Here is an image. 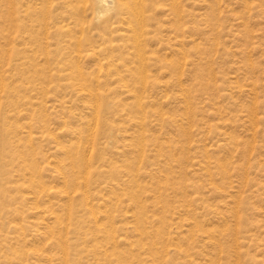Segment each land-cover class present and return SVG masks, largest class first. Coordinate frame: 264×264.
<instances>
[{
    "label": "rangeland",
    "instance_id": "1",
    "mask_svg": "<svg viewBox=\"0 0 264 264\" xmlns=\"http://www.w3.org/2000/svg\"><path fill=\"white\" fill-rule=\"evenodd\" d=\"M137 1L114 0L105 8L100 0H0V71H5L12 95L0 93V149L6 138L3 128H20L25 141L32 132L42 186L59 191L64 184L57 169L72 170L57 153L52 137L69 147L82 132L86 151L93 147L103 157L100 161L94 156L91 171L96 174L89 187L100 225L113 223L119 250L128 254L129 262L209 264L213 257L220 264H264V0H146V15L152 21L144 31L151 64L145 72L128 26V21L135 24L132 11ZM175 7L181 14L179 38L174 32ZM17 11L22 19L17 26L26 27L22 33L10 20ZM7 35L26 39L15 53L1 39ZM178 40L184 43L180 55L174 45ZM158 60L179 62L180 69H156ZM107 62L110 71L99 73V64ZM142 72L149 77L148 86ZM95 94H102L104 102L98 103ZM14 110L24 115L13 118ZM140 124L144 140L137 137L143 132ZM142 142L148 145L144 152ZM218 158L227 159L223 163L227 175L218 170ZM207 163L210 173L201 167ZM112 168L122 173L120 182L110 175ZM5 171L10 174L4 179ZM128 173L135 179L124 185ZM29 181V176L19 178L0 161L1 263L18 250L61 255L35 236L37 231L49 233L55 225L49 220L50 201L37 200ZM138 187L148 189L135 201L140 205L129 200ZM80 188L78 203L85 185ZM185 209H191L192 219L209 221L205 230H216L214 243L220 242L225 253L201 239L196 229L185 234L190 230L188 220L176 213ZM104 210L112 218L104 217ZM236 212L244 217L240 231ZM134 213L156 219L148 230L156 232L144 244L162 239L160 250H169V256L154 259L128 244L140 241L128 218ZM79 216H84L85 224L69 227L63 238L72 264H108L102 255L87 252L96 233L90 215L81 211ZM181 231L189 241L177 242ZM235 239L242 254L238 260ZM176 246L188 254H173Z\"/></svg>",
    "mask_w": 264,
    "mask_h": 264
},
{
    "label": "bare ground",
    "instance_id": "2",
    "mask_svg": "<svg viewBox=\"0 0 264 264\" xmlns=\"http://www.w3.org/2000/svg\"><path fill=\"white\" fill-rule=\"evenodd\" d=\"M100 1H101V5H103L105 8H109V6L114 3L113 2L114 0H100ZM121 6H122L121 8H123V9L126 8L125 5L121 4ZM110 8H113V7H110ZM146 10H147V1L146 0H138L136 5L133 8V11H132V18L134 19L135 24L133 25L131 22L128 21V26H129L130 32L132 33L133 41L135 43L136 55L138 56V58L140 60V67L142 68L143 72H145L146 70H149V68L151 67V64L149 63V61L146 58V55L149 54V51L146 49L147 46L145 45L146 40L144 39V35H145L144 31H145V28L152 21V17L146 15V12H147ZM19 16L20 15L18 14V11H17V13L16 12L11 13L10 20H11V23H13V24L16 23L15 28H16L17 32L22 33L23 31H25L26 27H24V25L22 26V28L20 25L17 26V22L20 23L22 20ZM174 18H175V23L177 24V26L174 29V32H175L176 38H179L180 35L182 34L181 33L182 31H181V28L179 25L180 20H181V14L178 11L177 7H175ZM126 21H124V23ZM45 25H47V22L45 23ZM47 33H48V31H47ZM1 39L4 41V44H6L9 47L11 46L12 50H14V53L16 52V46L24 44L23 42H24V40H26V39L21 38V36L10 37V35L3 36V37H1ZM183 44L184 43L182 40H178L176 42V44H174L177 46L176 51L179 55L184 53V50L182 47ZM122 46H123V44H122ZM78 52L81 53L80 50H78ZM79 53H78V55H79ZM9 59H13L12 55L9 56ZM157 62H158V64L160 63L161 65H158V64L154 65V67L156 69L159 68V69L171 70L173 72L180 69L179 68V66H180L179 62H174L172 60L170 62H165V63H163L160 60H158ZM99 66H100V69H98V72H99V70L103 71L105 69L110 71L109 68L111 65L108 62L105 64H101V65L99 64ZM1 67H2V62L0 61V68ZM1 69H3V68H1ZM0 73H1L0 74V93L1 94H4V93L9 94L10 96H12L10 93V90L7 91V86L5 85V78L3 76L5 71H0ZM99 76H100V74H99ZM148 78L149 77L145 76L144 73L142 74V80H143L144 86H148L147 85ZM95 82L97 84H99V82H100L99 80H97V77H96ZM127 88H129V87H127ZM83 89L86 90V87H83ZM130 91H131V89H130ZM185 95H186L185 93L182 94V98H183L184 102L188 100V98L186 97L187 95L186 96ZM95 96L97 97L98 103L104 102L105 98L102 94H95ZM1 98H2V96H0V99ZM97 113H98V111H97ZM23 115H24V113L22 111L17 112L16 110H14L11 112V116L13 118H19V117H22ZM97 118H98V116H97ZM138 128L143 130V132H138L137 137L143 138L142 140H144L145 139L144 129H143L144 125L140 124V126ZM0 131H2V130L0 129ZM3 132L5 133V134L4 133L3 134L6 138H4L2 141L3 144H2V147L0 149V161L6 166H8V167L10 166L12 168V171H14L18 174L19 178L25 179L27 176L30 177L29 182H30L31 187L34 191L32 194H34L37 197V200L44 201L45 199H48V201H50L48 204L51 208V214L52 215L49 218V220H51L53 222L55 227L52 228L49 233L45 232V234L39 233L37 231L35 236H36V238L41 237L42 240L48 241L50 243V244L48 243L49 246L51 248H57L62 256L61 255H59V256H55V255L54 256H45L44 253L42 254V253H39L38 251L37 252L30 251L29 252V251L18 250L12 255V258L3 257L2 263L0 260V264H26V263L28 264V262L32 261V260L35 262H32L31 264H42V263L43 264H72L73 259L71 261L70 256H69L68 246L66 245V242L63 240V238L66 234L69 233V227L80 228V227H82L83 224H85V220H86V219H84L85 215L79 216V213L81 211L85 212L86 215H90V217H91L90 224L92 225V227H94L93 233H96L95 236L92 237L90 239V241L88 242L89 246L86 247V248H88L87 252L89 251V252H91L97 256L102 255L104 261L108 264H114V263H116V264H134V261L129 262L128 254L124 253L122 250H119L120 242L117 241V237H116L117 229L113 227V223H111L112 225H110V226L100 225V222H99L100 219L98 218V214H97L96 209H95V204L91 199L89 187H90V185H93L92 179L94 177V174H96V173H94V171H91L92 161L95 158L94 156H96V158L100 161L103 160V157L101 155H96L93 147H91L88 152L86 151V148L83 147L84 142H82L83 137H84L83 133L82 132H80V133L76 132L79 136L74 133V135L78 136L77 142L75 144L70 145L69 147L63 146L58 141L57 137H52V140L57 144V147H58L57 153L60 156L64 157V159H65L64 162H68V165H66V166L71 167V170H72L71 172H68V171H64L63 169H57V173H58L57 177L60 180H62L63 184H64L63 190L58 191L54 188L48 189V188H45L44 186H42V182L40 179V173H39L38 168H37L38 164H37L36 159H35L37 148L34 146L35 144L33 141L34 137L32 136L33 135L32 132H30L28 135V138H27L28 141H25L24 137L20 136V133H21L20 128H10V127L9 128H3ZM71 132H68L67 136L73 135V133H71ZM233 140H235V139H233ZM229 142H230V140H229ZM147 146L148 145H146L145 143L141 144L140 150L142 152H144V150H146ZM157 147L155 146L156 149H157ZM157 152H158L159 156H163L161 148H159L157 150ZM86 153H88V155ZM225 160H227V159H223V158L219 159L218 158V160H216L215 164L221 173H224L227 175L228 170L225 169L227 167H225L223 165ZM49 161H48V163H49ZM169 161H170V158H169ZM57 165L59 166V164H57ZM201 167L206 172H208V173L211 172L210 171L211 168H209L210 166L208 167V163H207V166L201 165ZM56 168H58V167L56 166ZM102 173H104V171ZM109 173L111 176H113V178H115L116 181L120 182V177H121L120 175L122 174L120 171L112 168L109 171ZM9 174H10L9 171H5L4 173H2L1 177L5 179ZM125 176L127 178H129V181H128V183L123 182L122 184H124V185L132 183L133 180L135 179V175H133L131 173H128ZM164 178L168 179V177H164ZM81 184L85 185V190L81 194V196H83L81 202L78 203L77 199H76L77 198L76 194H78V192L80 191ZM138 188L139 189L137 191H131L129 193L130 194L129 200L131 202H133V204H136V205H140L141 202H135V201L140 200V197L148 192L147 191L148 189H145V188L142 189L141 187H138ZM69 189H73L74 192H72V193L69 192L68 191ZM3 197L5 198V194H3ZM52 199H56V201H53ZM105 199L103 200L104 201L103 204L107 203V201ZM22 201H23V199H22ZM237 201H240V200H237ZM54 209H56L60 212L58 213V212H56V210L54 211ZM99 209H100V207H99ZM101 213L104 217H106L108 219L112 218V214L108 210H104ZM176 213L180 217L186 216V218L188 220V223L185 225L187 227H189L190 230H187L185 232V234L188 235V233L191 231V229H193V230L196 229L197 230L196 233H199V232L202 233L201 239L210 240V245L214 246V247L216 245V248H219V250L222 252V253L220 252L221 254L226 252V250L223 248V246L219 245L220 240L218 241L219 242L218 244H217V242L214 243L215 240H218L217 237H215L216 236V233H215L216 230H214L215 232H212V229L211 230H209V229L205 230V226H206L205 224L208 223L209 221L206 220L202 224L201 222H199V220L192 219L191 209L181 210V211L176 212ZM236 213H237V214H235L236 215L235 217H237L236 218V221H237L236 228L238 229V231H240V229L242 228V225L244 223V217H241L240 215L237 216L239 214V212H236ZM128 218L131 219L132 222L134 221L135 225L133 226V232L137 234V236H138L137 238H138V240H140L137 243L127 241L130 246H137V248H139L145 252L148 251L149 254L154 259H158L159 256H161V255H164V256L170 255L171 252L169 250H167V251H166V249H165V251L160 250L159 245L160 246L162 245V239H160L161 242H158V240L157 241L153 240L152 245L144 244V242L147 243L148 240L152 239V237H153L152 235H154L156 232V230H152V231L148 232V230L153 229L155 224H156V219L153 216H147L146 214H142V213H139V214L134 213V214L128 216ZM225 218H226V216H225ZM171 219H173V216H171ZM45 223H47V222L45 221ZM33 226L37 227V225L35 223H33ZM221 231L223 232V230H221ZM226 231L224 230V233ZM228 231L230 232V229ZM193 233H195V232H193ZM218 233H219V231H218ZM185 234L182 231L177 233L176 234L177 237L175 238L177 240V242L179 241V242L183 243V242L189 241V240H187L188 237ZM203 235H206V236H203ZM213 239H215V240H213ZM234 242H237L234 244V245H237V247H235L234 253H235V256L238 260V259H240L242 254L240 252V248L238 247V240L235 239ZM234 245L232 244V246H234ZM193 247L198 248L199 246L197 244L193 243ZM225 248H226V246H225ZM109 249H112V252H109ZM192 250H193V248H192ZM171 251L173 254H176V255L177 254L178 255L188 254V252H189V250L186 251L185 249H183L182 246H176V248H174ZM215 260L213 259V257H211L208 260V263L209 264H220L219 261H215ZM142 262H143L142 260H138V261H136V264H142ZM74 264H79V263H74Z\"/></svg>",
    "mask_w": 264,
    "mask_h": 264
}]
</instances>
